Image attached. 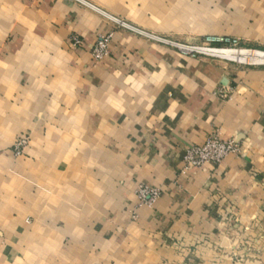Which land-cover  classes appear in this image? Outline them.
Here are the masks:
<instances>
[{
    "label": "crops",
    "instance_id": "crops-1",
    "mask_svg": "<svg viewBox=\"0 0 264 264\" xmlns=\"http://www.w3.org/2000/svg\"><path fill=\"white\" fill-rule=\"evenodd\" d=\"M111 18L264 52V0H0V264H231L226 238L264 232V67ZM212 132L240 157L179 175ZM140 184L160 190L153 207H138Z\"/></svg>",
    "mask_w": 264,
    "mask_h": 264
},
{
    "label": "built area",
    "instance_id": "built-area-1",
    "mask_svg": "<svg viewBox=\"0 0 264 264\" xmlns=\"http://www.w3.org/2000/svg\"><path fill=\"white\" fill-rule=\"evenodd\" d=\"M111 20L115 23L117 28L152 39L156 42H160L161 44L170 46L180 51L184 55H189L194 57L195 55H205L206 57L215 58L211 53L199 52L198 49L202 48L204 50L209 51H220V50H230L240 52V43L237 39H232L229 37H206L201 41L200 46H185L181 44H176L167 39L154 37L142 30H135L133 27L125 23L120 19ZM111 35L106 37H99L95 43V46L90 51V56L93 61H102L109 55V46L111 42ZM73 46H80L81 40H79L76 36L72 39ZM229 91L225 89H221L217 91L214 95H216L219 99H225L229 96ZM204 144L199 147H191L187 150L186 154L183 157V168L179 175L184 174L189 169H199L202 168L205 164H213L214 166H220L223 163V160L229 156L234 155L238 156L241 153V146L233 141L221 139L218 133L212 132L208 134L204 139ZM28 137L22 136L18 138L13 145V155L21 156L23 150L28 146ZM136 198L137 205L139 208L141 207H153L154 204L159 199L161 193L160 190L154 187H149L145 184H140L136 190ZM132 220L137 219V215L135 213L131 216Z\"/></svg>",
    "mask_w": 264,
    "mask_h": 264
},
{
    "label": "rangeland",
    "instance_id": "rangeland-1",
    "mask_svg": "<svg viewBox=\"0 0 264 264\" xmlns=\"http://www.w3.org/2000/svg\"><path fill=\"white\" fill-rule=\"evenodd\" d=\"M150 35H152V34H150ZM153 36L157 37L155 35H153ZM206 37H210V36H205L204 38H206ZM201 41L202 40H199L198 43H181V42H179V43L174 42V43L185 45V46H193V45L194 46H200ZM239 47L241 50L262 53L258 50L244 48L241 45ZM171 48H173V47H171ZM194 58H204V59L211 60L213 62H218V63H221V62L224 63L225 62L228 64H233L235 67H241V68L242 67H245V68H263L264 67V63L255 64L252 61H246V62H242V63H237V62L234 63V62H231V61L226 60V59H219V58L215 59V58L206 57L205 55H202V54L195 55ZM241 153H242V147H241ZM241 153H240V155H241ZM240 155H238L236 157H240ZM257 224H258V226L260 225L259 222ZM263 224H264V222H263ZM251 228H252L251 226L246 225L242 229V231L239 233V237H238L239 239L234 238V236H232L231 238L230 237L226 238L227 239L226 243H230L227 245V247L230 246L232 249V250H230L231 253L226 255L229 257V259H231V262H232L231 264H251V262H258V263L264 264V232L254 233L253 231H251ZM233 242H235V245L233 246L234 248L232 247L233 244L231 245V243H233Z\"/></svg>",
    "mask_w": 264,
    "mask_h": 264
},
{
    "label": "bare ground",
    "instance_id": "bare-ground-1",
    "mask_svg": "<svg viewBox=\"0 0 264 264\" xmlns=\"http://www.w3.org/2000/svg\"><path fill=\"white\" fill-rule=\"evenodd\" d=\"M199 52L211 53L214 57L219 59H226L231 62L242 63L246 61H252L255 64L264 63V52H250L246 50H241L240 52L230 51V50H220V51H209L202 48L198 49Z\"/></svg>",
    "mask_w": 264,
    "mask_h": 264
}]
</instances>
